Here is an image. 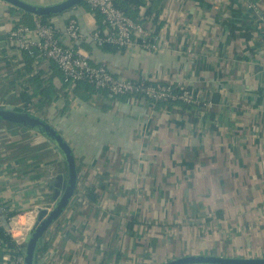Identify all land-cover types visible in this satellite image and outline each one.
I'll return each mask as SVG.
<instances>
[{
	"label": "crops",
	"instance_id": "crops-1",
	"mask_svg": "<svg viewBox=\"0 0 264 264\" xmlns=\"http://www.w3.org/2000/svg\"><path fill=\"white\" fill-rule=\"evenodd\" d=\"M81 3L50 20L64 29L76 18L85 33L101 27L100 14ZM12 8L0 1V105L49 121L72 147L77 168L75 193L43 233L35 264L264 256V0H158L156 7L144 0L127 15L149 27L158 50H111L90 38L79 45L117 78L188 85L202 105L192 111L70 85L55 63L10 41L14 27L39 18ZM35 76L56 91L54 100L34 92ZM59 163L41 134L0 119L6 234L9 217L17 219V238L35 209L52 202L50 167ZM14 246L0 239V264H11Z\"/></svg>",
	"mask_w": 264,
	"mask_h": 264
},
{
	"label": "built area",
	"instance_id": "built-area-1",
	"mask_svg": "<svg viewBox=\"0 0 264 264\" xmlns=\"http://www.w3.org/2000/svg\"><path fill=\"white\" fill-rule=\"evenodd\" d=\"M120 0H85L90 10L97 11L101 16V27L88 33L82 31L79 21L70 18L64 29L56 27L52 20L35 19L33 27L18 24L9 33L10 41L21 50L35 51L36 55L56 64L62 76L70 85L84 82L96 90L103 91L110 98L119 95H131L149 100L154 107L157 103L183 102L200 105V99L193 88L186 84L153 83L146 79H122L113 76L106 63L95 64L89 54L81 51L82 41L90 38L101 47L110 44L117 49H129L135 45L152 53L160 48L151 36L149 27L140 19H133L118 6ZM249 7L252 5L249 4ZM143 14L140 16L142 17ZM65 34L74 45H64L59 34ZM177 88V89H176ZM202 106V105H201ZM16 217H9L7 234L14 242L11 249V264H23L25 247L22 245L26 233L15 238L18 227Z\"/></svg>",
	"mask_w": 264,
	"mask_h": 264
},
{
	"label": "water",
	"instance_id": "water-1",
	"mask_svg": "<svg viewBox=\"0 0 264 264\" xmlns=\"http://www.w3.org/2000/svg\"><path fill=\"white\" fill-rule=\"evenodd\" d=\"M11 7L34 16L57 15L77 6L85 0H61L47 5H37L25 0H0ZM0 119L12 122L22 129L32 130L41 134L51 142L62 156L58 168L50 167L55 175L49 182L55 185L52 202L39 205L35 209V218L23 241L25 253L23 264H35V255L43 233L67 207L75 193L77 185V168L72 147L61 133L47 120L32 115L26 110L8 108L0 105ZM161 264H264V256L233 257L221 255H184Z\"/></svg>",
	"mask_w": 264,
	"mask_h": 264
},
{
	"label": "trees",
	"instance_id": "trees-1",
	"mask_svg": "<svg viewBox=\"0 0 264 264\" xmlns=\"http://www.w3.org/2000/svg\"><path fill=\"white\" fill-rule=\"evenodd\" d=\"M143 2H144V0H121L118 2V6L121 7L126 13L133 15V13H135V11H136V8L138 9L139 5L142 4ZM157 3H158V0H152V7H156ZM81 4L87 5V3L85 1H83ZM12 10L15 11L16 9L12 8ZM24 15H29V14L25 13ZM52 16L53 15L41 16L40 18L43 21H46V20H50V18ZM248 35H249L248 33L245 34L246 38H248ZM101 47L108 48L111 50H118L115 46L110 45V44H104ZM119 50H123V49H119ZM31 83H32L34 92H38L39 94H41L42 98L45 99L46 102H51L52 100H54L56 98V91L53 88L49 89L48 87H42L40 85V81L37 78V76L33 77ZM85 84H87V83H85ZM87 85H89V84H87ZM22 97L25 100H28L30 98V95H27L26 92H23ZM158 104H161L165 107L171 106V105H176V104H182L184 108H188V109H190V111H192L191 109L194 110L195 109L194 107H199V105H191V104L189 105V104H186L183 102H170V101L160 102ZM50 185L53 186L51 188V190H54L55 185L52 182L50 183ZM9 216H11V213H9ZM0 239H2V241L6 242L11 247L14 246V242L11 240V238L5 233V230H3L2 228H0Z\"/></svg>",
	"mask_w": 264,
	"mask_h": 264
}]
</instances>
